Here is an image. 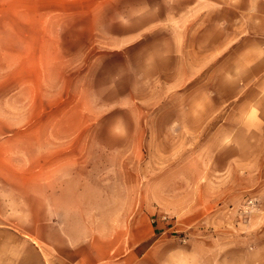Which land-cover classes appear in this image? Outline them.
I'll use <instances>...</instances> for the list:
<instances>
[{"label":"rangeland","instance_id":"obj_1","mask_svg":"<svg viewBox=\"0 0 264 264\" xmlns=\"http://www.w3.org/2000/svg\"><path fill=\"white\" fill-rule=\"evenodd\" d=\"M175 6L0 0L2 179L83 185L57 200L84 204L60 207L69 232L163 236L189 251L181 264H264V176L238 166L264 144L220 126L235 90L205 80L204 40L175 34Z\"/></svg>","mask_w":264,"mask_h":264},{"label":"crops","instance_id":"obj_2","mask_svg":"<svg viewBox=\"0 0 264 264\" xmlns=\"http://www.w3.org/2000/svg\"><path fill=\"white\" fill-rule=\"evenodd\" d=\"M175 1L186 4L172 12L175 34L186 30L187 41L204 40L205 80L235 90L228 93L227 116L220 126L234 128L232 138L244 134L254 148L264 144V0ZM185 43L175 45L190 46ZM3 159L0 153V264H181L180 257L189 254L184 247H169L174 240L163 236L69 232L65 225L74 217L63 215L60 207L84 204L57 200L61 193L84 191V186L70 188L67 181L8 189ZM238 166L246 177H263L264 151L239 157Z\"/></svg>","mask_w":264,"mask_h":264}]
</instances>
